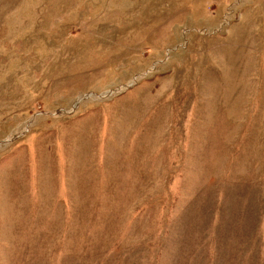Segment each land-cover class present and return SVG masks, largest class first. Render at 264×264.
Returning a JSON list of instances; mask_svg holds the SVG:
<instances>
[{
    "label": "rangeland",
    "instance_id": "rangeland-1",
    "mask_svg": "<svg viewBox=\"0 0 264 264\" xmlns=\"http://www.w3.org/2000/svg\"><path fill=\"white\" fill-rule=\"evenodd\" d=\"M0 264H264V0H0Z\"/></svg>",
    "mask_w": 264,
    "mask_h": 264
}]
</instances>
